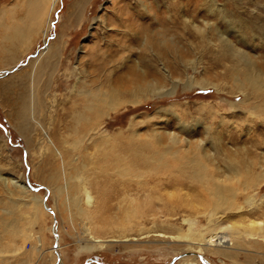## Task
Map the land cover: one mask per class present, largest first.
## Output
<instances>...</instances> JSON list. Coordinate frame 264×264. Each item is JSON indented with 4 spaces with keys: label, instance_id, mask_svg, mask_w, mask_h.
<instances>
[{
    "label": "rangeland",
    "instance_id": "obj_1",
    "mask_svg": "<svg viewBox=\"0 0 264 264\" xmlns=\"http://www.w3.org/2000/svg\"><path fill=\"white\" fill-rule=\"evenodd\" d=\"M24 1L0 0V11ZM78 1L58 0L48 35H36L29 49L10 42L0 25V217L7 218L6 199L30 203L20 205L25 229L0 264H264V232L238 234L251 220L264 221V181L237 196L238 208L207 221L212 202L202 182L171 158L162 170L147 160L174 134L191 154L197 145L201 156L211 153L212 175L234 161L264 170V94L248 89L247 100L239 88L244 77L234 71L243 67L231 55L243 52L264 73V0H216L213 11L207 0ZM51 44L59 47L49 60L41 53ZM132 66L165 89L177 82L174 93L77 123L92 107L86 84L122 82L129 76L122 69ZM125 163L128 177L116 168ZM64 178L81 193L95 240L77 208L71 212L68 193L59 191ZM8 179L39 189L12 194ZM33 195H47L52 211L40 203L31 221ZM135 209L140 218L131 216L123 233L124 214ZM203 229L225 231L222 245L207 249L181 238Z\"/></svg>",
    "mask_w": 264,
    "mask_h": 264
},
{
    "label": "bare ground",
    "instance_id": "obj_2",
    "mask_svg": "<svg viewBox=\"0 0 264 264\" xmlns=\"http://www.w3.org/2000/svg\"><path fill=\"white\" fill-rule=\"evenodd\" d=\"M57 3L58 0H25L23 2V5L14 4V6L3 8L0 11V22H1L0 25L3 31L5 30L4 33L8 36L7 39L10 40V42H12L13 44L16 41H19L24 47H28L27 49H29V47L33 44L34 39L36 38V35H40V38L48 35L52 21L51 19L52 12L56 8ZM207 3H208L207 4L208 7L213 11V8L216 7L215 5L216 0H207ZM83 4H84V0L78 1L79 7H82ZM16 5H21V11L23 12V17H16L17 15ZM219 12L222 11L219 10ZM7 20H10V22L8 23ZM197 31L202 33L203 29L198 28ZM221 41L225 46L232 49V46L228 44V40H226L225 37H223ZM57 46L58 45H52V44L48 45V47H46V49L43 50V52L41 53V56L49 52L50 54L48 56V59L49 60L55 59V57H57L58 47H59ZM231 55L233 59H235L234 57H237V60L240 61L239 65L243 67V68H238L237 66L234 71L237 74H240L244 77V81L246 82V84L243 85L240 82L239 88L240 90H243L244 93H246L247 100H248V94H250L251 91L254 92L256 95L260 93L264 94V73L258 71L254 67V62L252 64L251 61L248 60L246 54H244L243 52L235 49L233 52H231ZM242 61L247 62L246 65H243ZM253 68H255L256 70L254 71ZM122 71L128 72L129 74V76L128 75L126 76L122 75L123 77L121 76L123 78L122 82H117L116 84L113 83V81L108 82V84H106L107 85L106 87L101 82L92 81V84L89 83L86 84L85 88L87 91L85 92L86 93L85 95L90 98V99L88 98V101L92 103V107L89 113L83 111V114L77 117V121H78L77 123L88 124V122L90 123V121L93 120L94 117L100 119L104 114H106L105 113L106 111H115L120 106H124L126 104H131V105L140 104L144 98H147L149 96L153 97L154 95H158V94L171 95L174 93L177 87L176 86L177 82L176 83L173 82L174 85L171 88L165 89L163 86H161L158 83L159 80L157 81L156 79H152V78L150 79L145 71L136 70L134 66H132L131 69H128V67L126 69L123 68ZM146 82H150V85L146 87H142V84ZM195 83L196 82H191L189 85ZM248 89H251V91H248ZM33 101H35V99L32 100L31 102ZM87 108L90 109V105H88ZM89 114H92V116L88 118L87 116ZM185 129H186V125H185ZM135 133L137 132L135 131ZM168 145H169L168 147H165L164 145L165 150L163 152L155 147L157 151L156 152L154 151V153L150 155L151 158L149 157L147 158V160L153 161V163L158 164V167L156 166L154 167L155 170H157V168L162 170L164 169L165 158H171L177 164L178 163L182 164V169L180 170L181 172L188 171V174L191 176L190 178L198 181L199 183L200 181L202 182L203 185L202 187L203 189L208 191L207 194H209L208 196L209 199L211 200L210 202H212V208L207 214V221H210L211 218L214 219L218 215L225 214L231 210H234L235 206L237 207L238 205V204L236 205V198L238 195L241 194L244 195L249 190L258 188V186L262 184V182L264 181V170L255 171V169H253V166L251 164L252 162L248 161L247 164L241 165L239 163L235 164V161L233 160L234 161L233 163L227 164L226 169H223V171L220 170L221 176H216V175H212V172L211 173L209 172L212 155L211 153H205L203 156H201L203 154V149H204L201 145H197L198 148L196 150L198 151L193 152L191 154V151L186 149L189 146V144L187 143L186 147L185 146L181 147L179 138H177V136L174 134L170 136V144ZM137 153L138 152L136 151L135 154ZM201 157L203 158V160L201 159ZM116 168L119 176L128 177L129 174L131 175L132 169L126 163L124 166L122 165ZM261 168L264 169V166H261L260 169ZM146 172L147 171L143 170L138 175L141 176ZM239 177L244 179L243 183L242 181H240ZM221 178H226V179L221 180ZM64 179H65V184L63 187L59 188V191L62 194L63 191L68 193L67 201L69 203L71 212L73 213V208L74 209L77 208L76 213L79 215V217L84 218L85 221L84 224L85 233L90 239L95 240L96 237L92 235L93 229L88 224V220L91 219V215L90 212H88V210L82 207L81 193L79 194L78 190L76 189L77 188L76 184H71L70 179L69 180L67 178ZM3 180L6 181L7 178L6 179L3 178ZM8 180L12 182V185L14 187V189L12 188L13 190L9 189L12 192V194L15 193L14 191L20 194L26 193V191H28V189L30 188L29 185H26V183H22L14 179L11 180L8 179ZM233 181H238V185L239 182L240 184L242 183L243 189L232 186L233 184L230 183H232ZM72 190L73 193H71ZM74 195L76 196L74 197ZM40 203L45 206L44 199L42 196L33 195L31 197V204L33 205V211H34L32 217L30 218L31 221H34L36 219L37 207L40 205ZM6 204L8 208L6 207L4 210L6 212L7 218L5 217V215L1 216L0 221H2V225H3L2 232L4 233L6 238L9 239V241L4 242L2 237L3 235L0 234V255H4L7 252L15 251V246H16L15 244L17 239L16 237H18V234L22 233L25 229V228L24 229L21 228L22 227L21 222L24 220V216L21 214L19 208L20 205L23 206L30 205V203L21 202L12 197L6 199ZM0 206L2 205L0 204ZM137 213L138 212L135 209V210H131L129 213L124 214L125 216L120 222L123 233L128 230L125 226L127 225L126 224L127 221L132 220L131 216L135 219L138 215ZM71 216L73 217V214H71ZM139 218L140 217H138L137 219L139 220ZM228 230H229L228 228H225V231ZM209 231H204L203 229V231L197 233L188 232L187 235L182 236L181 238L188 239L190 243L203 245L204 246L203 248H207L209 246H216V247L221 246L222 243L220 242V237L226 232L215 229H211ZM262 231L264 232V221L251 220L247 224V226L244 227L243 231L238 232V234L241 235L242 237L248 238V236L260 235ZM54 249L57 250L58 247H55Z\"/></svg>",
    "mask_w": 264,
    "mask_h": 264
},
{
    "label": "water",
    "instance_id": "obj_3",
    "mask_svg": "<svg viewBox=\"0 0 264 264\" xmlns=\"http://www.w3.org/2000/svg\"><path fill=\"white\" fill-rule=\"evenodd\" d=\"M29 187L32 188V189H36V190L39 189V187H37V188L36 187H32V186H29ZM47 200H48V196L46 195L44 197L45 208L52 211V209L47 205ZM55 247H58V245L56 244Z\"/></svg>",
    "mask_w": 264,
    "mask_h": 264
}]
</instances>
